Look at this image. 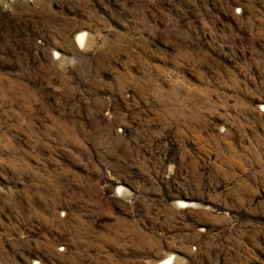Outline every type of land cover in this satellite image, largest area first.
Listing matches in <instances>:
<instances>
[{
    "label": "rangeland",
    "instance_id": "1",
    "mask_svg": "<svg viewBox=\"0 0 264 264\" xmlns=\"http://www.w3.org/2000/svg\"><path fill=\"white\" fill-rule=\"evenodd\" d=\"M169 255L264 264V0H0V264Z\"/></svg>",
    "mask_w": 264,
    "mask_h": 264
},
{
    "label": "bare ground",
    "instance_id": "2",
    "mask_svg": "<svg viewBox=\"0 0 264 264\" xmlns=\"http://www.w3.org/2000/svg\"><path fill=\"white\" fill-rule=\"evenodd\" d=\"M87 39V33L85 31H82L81 33H79L78 35V43L79 45H84ZM184 203V201H182ZM173 258L172 255H169L163 259L160 260L159 264H173ZM176 262V261H175Z\"/></svg>",
    "mask_w": 264,
    "mask_h": 264
}]
</instances>
